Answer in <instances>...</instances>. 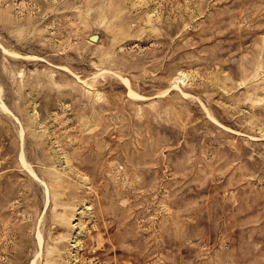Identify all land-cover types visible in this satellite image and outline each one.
Listing matches in <instances>:
<instances>
[{"label":"rangeland","instance_id":"374dc122","mask_svg":"<svg viewBox=\"0 0 264 264\" xmlns=\"http://www.w3.org/2000/svg\"><path fill=\"white\" fill-rule=\"evenodd\" d=\"M0 264H264V0H0Z\"/></svg>","mask_w":264,"mask_h":264}]
</instances>
